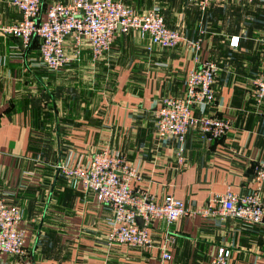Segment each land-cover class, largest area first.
I'll return each instance as SVG.
<instances>
[{"label": "crops", "instance_id": "obj_1", "mask_svg": "<svg viewBox=\"0 0 264 264\" xmlns=\"http://www.w3.org/2000/svg\"><path fill=\"white\" fill-rule=\"evenodd\" d=\"M56 1L70 0H42V7ZM129 3L138 12L159 6L169 26L201 40V61L220 67L207 112L231 119L232 129L211 139L192 127L183 163L175 137L158 141V108L185 96L188 72L199 65L188 43L148 51L149 40L132 30L117 34L108 55L95 60L86 45L80 61L50 71L37 47L22 51L0 32V198L22 210L26 250L0 253V264H163L167 234L175 244L164 264H209L221 246L231 250V264H264V224L231 216L158 219L150 226L153 247L109 246L112 211L57 171L59 162L85 164L106 148L139 165L137 191L157 201L173 195L191 209L228 186L247 193L259 185L253 165L263 156L264 103L257 104L253 82L264 72V1L214 0L204 13L193 0ZM19 19L11 0H0V25ZM261 192L264 200V183Z\"/></svg>", "mask_w": 264, "mask_h": 264}, {"label": "built area", "instance_id": "obj_2", "mask_svg": "<svg viewBox=\"0 0 264 264\" xmlns=\"http://www.w3.org/2000/svg\"><path fill=\"white\" fill-rule=\"evenodd\" d=\"M193 1L204 13L214 0ZM11 4L19 11L20 19L0 25V32L18 40L22 51L31 46L34 38H38L40 59L50 71H59L80 61L86 45L95 60L108 55L117 34H127L132 30L149 40L148 51L156 46L174 48L181 42L188 43L199 65L188 72L185 96L165 98L156 112V137L159 142L167 137L177 139L179 163L184 161L186 137L192 127H200L211 139L222 138L232 129L231 119L207 112L216 100L219 64L212 60L201 61V40L188 41L179 30L170 27L159 6L137 12L121 0H70L53 2L42 13V0H11ZM238 44L239 38L233 37L231 45ZM253 83L255 100L261 105L264 103V72ZM57 171L79 182L85 193H94L99 203L112 211L107 220L109 246L153 247L150 226L158 219L171 224L184 216L222 219L231 216L247 224H264L261 192L264 150L263 156L253 165L254 177L259 183L257 188L238 193L228 186L224 194L211 197L196 209L189 208L182 199L173 195L157 201L149 193L137 191L134 182L141 178L139 165L106 148L95 152L85 164H74L72 160L59 162ZM139 218L143 219L142 225ZM21 223L22 210L0 198V253L17 257L26 254L25 232ZM174 244L175 236L167 234L160 246L163 264L172 259ZM230 259L231 250L221 246L212 254L209 264H231Z\"/></svg>", "mask_w": 264, "mask_h": 264}, {"label": "trees", "instance_id": "obj_3", "mask_svg": "<svg viewBox=\"0 0 264 264\" xmlns=\"http://www.w3.org/2000/svg\"><path fill=\"white\" fill-rule=\"evenodd\" d=\"M125 1V4L126 5H128V6H131L132 7V5L129 3V0H124ZM45 6L44 7H42V10H45ZM137 11V10H136ZM138 12V11H137ZM42 13H44L43 11H42ZM166 20V19H165ZM171 27V26H170ZM173 28V27H172ZM176 29V28H175ZM32 47H37L38 48V50H39V39L38 38H34V40L32 41V44H31V46L27 49V50H25V51H29ZM217 115H219V114H217ZM8 202V201H7ZM9 203V202H8Z\"/></svg>", "mask_w": 264, "mask_h": 264}, {"label": "rangeland", "instance_id": "obj_4", "mask_svg": "<svg viewBox=\"0 0 264 264\" xmlns=\"http://www.w3.org/2000/svg\"><path fill=\"white\" fill-rule=\"evenodd\" d=\"M121 1H123V2L125 3L124 0H121ZM132 5H133V6H132L133 9H135V10L139 9L138 6H136V5L134 6V4H132ZM136 8H137V9H136ZM42 11H44V10H42ZM101 149H102V148L98 149L97 151H99V150H101ZM97 151H96V152H97ZM61 174H62V173H61Z\"/></svg>", "mask_w": 264, "mask_h": 264}, {"label": "water", "instance_id": "obj_5", "mask_svg": "<svg viewBox=\"0 0 264 264\" xmlns=\"http://www.w3.org/2000/svg\"><path fill=\"white\" fill-rule=\"evenodd\" d=\"M119 31H120V28H119ZM138 222L142 225L143 224V219L142 218H139L138 219Z\"/></svg>", "mask_w": 264, "mask_h": 264}]
</instances>
